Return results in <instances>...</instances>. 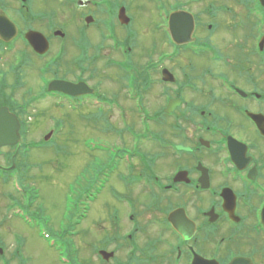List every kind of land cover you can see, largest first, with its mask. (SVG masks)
<instances>
[{"label":"flooded vegetation","instance_id":"obj_1","mask_svg":"<svg viewBox=\"0 0 264 264\" xmlns=\"http://www.w3.org/2000/svg\"><path fill=\"white\" fill-rule=\"evenodd\" d=\"M140 1L145 2L143 6ZM215 2L40 0L37 6L36 0H0V19L5 18L2 32L11 27L9 21L15 31L10 41L0 39V58L6 57L4 52L12 57L9 69L13 80L23 79L19 73L28 59L41 61L52 53L38 69L40 75L48 82L72 83L65 76L82 60L83 51L84 59L91 58L85 31L96 36L93 14L103 13L102 42L117 57L109 62L124 81L121 96L125 101L121 104L115 95L108 98L90 86V95L69 96L58 91L47 97L54 108L57 99L92 108L96 115L121 113L117 122L130 137V149L123 146L110 154L121 166L115 163V169L112 165L104 175L98 173L96 187L88 191L92 195L82 196L76 221H67L60 235L45 226L48 220L36 216L35 207L11 204L16 201L8 193L9 203L3 212L9 213L4 225L10 242H0V264H28L23 256L24 231L34 233L45 249L67 258V264L69 253L57 251L58 245L65 249L63 238L73 236L75 233L69 232L86 222L90 205L117 170L122 173L117 183L124 185L126 192L113 188L119 195L113 198L116 206L111 207L108 226L100 223L101 218L95 223L100 233L92 246L95 261H88L79 249L76 264H264V0ZM149 4L154 6L158 20L154 31L160 37L149 42L148 51L157 57H145L138 71L128 45L139 33L131 25L137 13H149L145 10ZM53 5L62 15L69 12L73 19L77 15L78 25H83L75 28L76 41L71 47L67 36L72 31L62 23L55 27L54 18L60 12H53ZM174 14L173 23L179 28L175 41L169 34ZM33 32L46 40L43 54L36 51L43 43ZM221 32L223 36L216 42ZM70 50L80 56L64 60ZM83 73L88 74L87 70ZM5 74L0 72L2 89ZM146 97L150 99L147 105ZM126 103L132 105L133 114H143L137 130L127 119ZM1 107L5 105L0 96ZM145 141L148 149L143 151L139 143ZM4 165L0 161V184L12 186L20 170L5 175L8 170ZM135 189L147 195L139 211L129 193ZM17 208L26 211L28 220L14 214ZM2 217L0 214L1 222ZM49 242H54L51 247ZM56 264H63L61 258H56Z\"/></svg>","mask_w":264,"mask_h":264},{"label":"rangeland","instance_id":"obj_2","mask_svg":"<svg viewBox=\"0 0 264 264\" xmlns=\"http://www.w3.org/2000/svg\"><path fill=\"white\" fill-rule=\"evenodd\" d=\"M38 1L40 0H36L37 6L39 5ZM214 1H216V5H220L221 3L225 4V0ZM144 3L145 2L142 1L139 2L140 6H143ZM7 7L9 8V6ZM153 7L152 4L146 6L145 10L149 12L148 14L141 15L142 13H137L135 15V23L131 25L133 30L139 33V36L137 35L138 37L132 42H129L130 45H128L131 47V52H133L132 59L137 65L138 71H141L142 65L145 62V57L151 60L157 57V53L153 54L148 51L151 49L149 42L158 41L160 37L159 34L154 31V25L158 20ZM52 9L55 13L56 11L60 12L57 13L54 18L57 21L55 27H60L62 23L63 26L66 27V30L72 31L69 36H67V41L71 47L72 42L76 41L75 38L77 34L74 33L75 28L79 27V25H83H78L77 19L75 18L77 15L74 16V19L71 17V14L69 15V12L62 15L57 5H53ZM86 12L88 11H85V14H87ZM99 12L100 14H93L97 19L96 23L98 25L96 36L90 35L87 29L85 31L86 36H88L86 41L89 51L88 55L92 54L91 58L95 57V60L91 58L84 59L86 54L83 51L82 60L73 67L72 73L65 77L74 85L84 83L88 87H93L96 92L99 91L108 98L115 95L114 99H117L122 104L125 101L121 96L124 81L120 79L121 74H119V71L109 62L112 58L117 57L113 55V53H110L109 47L102 42L104 30L101 26L104 17L102 15L103 13L101 11ZM93 29L95 30V27ZM98 30H100V32H98ZM118 32L120 34L123 31L118 30ZM119 34L117 37H119ZM222 36L223 32L217 36L216 42H220ZM123 38L126 37L123 36ZM16 44L19 45L18 43ZM95 44L97 45L95 46ZM161 50H163V48H161ZM53 52H55V49ZM4 54H6V57L0 58V72L3 74L6 73L3 81L5 85L4 89L0 90V92H4L3 94H5V96L14 93L13 99L10 98L8 101V106L11 112L18 116L22 124L24 123L25 127L21 129L19 133L20 149H16L18 146L2 148L3 151H1L2 155H0V161L9 163L14 162L17 168L20 167L21 173L23 172L22 168L30 166V164L39 167V170H29L27 174H25L26 176H22V179H24L23 186H28L26 191L31 194L29 196L32 198L37 195L35 190L39 192V200H37L34 205L38 210L36 211V213H38L37 216L48 220L49 223L46 221L47 224L45 226H47L49 230L51 229L54 234L60 235L63 233H61V229L64 228L63 226H65L67 221H76V216L78 215L76 212L68 211L67 207L74 209L75 203H77V201L80 202L82 196L85 195L86 192L96 187L97 183L95 185V182L100 178L98 175L99 172L103 175L106 173L108 167L112 165H114L115 169V163L118 162L117 159L112 158L110 154H114L117 150L121 151L123 146L130 149V137L128 132L119 127L117 122L121 113H116V111H114L105 115L104 113L96 115L92 108L87 106L79 108L77 103L71 106L70 101L63 100H59L62 103V107L70 105V110L67 107L64 109H55L52 105L53 103L50 102L51 100L48 102V100L40 98L42 92L39 78L44 76L40 75L38 69L44 62L49 60L52 53L47 56V59L41 61L28 59V63L24 62L25 65L23 69L20 70L23 75V81L20 79H12V75L10 74L12 71L9 69L11 68L12 57L7 56V52H4ZM75 54V51L70 50L64 60L71 61L75 57ZM141 54H143V58ZM76 56H80V54L77 53ZM139 56L141 60L137 59ZM64 60L62 62H64ZM66 63L67 62H65V64ZM84 70H87L88 74H84ZM88 75H92L93 78ZM21 81L25 82V84H20ZM14 86L15 89L12 91ZM27 93H29L30 96ZM31 97L33 98L32 100L30 99ZM29 100H31V105L27 109H24L23 102ZM148 100L150 99L146 97L144 101L145 105H147ZM125 105L129 107L127 119L129 122L136 125L134 128L137 130V123L141 121V115L132 113L131 104L126 103ZM21 107H23V109H21ZM51 130H53V134L49 139L51 144L46 147L41 146L39 141H42ZM29 143H36L38 146L30 149L28 148ZM146 143L147 141L140 142L139 145L144 147ZM116 147L117 150H115ZM147 149L148 147L145 146L143 151ZM120 164L122 163L119 162L118 167L121 166ZM117 171L118 173L109 176L108 184L98 196V200L94 205H90L86 222L84 221L81 223L80 227H75L74 230L69 232L75 233L73 236L68 235L69 237L65 236V238H63V240H66L68 245H70V253L74 259H78L77 254L79 249H81L82 251L84 250L83 255L87 257L86 259H88V261H95L92 246L97 242L96 239L100 238V233L95 229V223L101 218L100 223H102L104 227L108 226V222H110L108 216L111 207L116 206V202L113 198L119 195H115L113 188H118L123 194L126 192L123 187L124 185L121 186L117 183L119 182V176L122 174L121 170ZM23 174L24 173L21 175ZM13 192V186L0 184V214L3 216L2 222L0 221V238L2 239H0V242H3V240L7 243L10 242L8 238V228L4 225L7 213L3 212V208L7 205L5 196ZM129 193L134 197V201L137 202V211L141 210L147 201V195H141L138 189L130 190ZM109 203L110 205L107 206L106 204ZM117 208L119 209L118 206ZM100 209L103 211L100 212ZM145 215H147L146 211L141 218L144 219ZM79 231H82V233H79ZM101 232H106V229H102ZM29 233V231H24V237L26 239L25 254L27 256H23L27 259L28 264H56V258L58 260L57 254L45 249V247L33 237L34 233H30L31 235Z\"/></svg>","mask_w":264,"mask_h":264},{"label":"water","instance_id":"obj_3","mask_svg":"<svg viewBox=\"0 0 264 264\" xmlns=\"http://www.w3.org/2000/svg\"><path fill=\"white\" fill-rule=\"evenodd\" d=\"M174 23H173V20H172V23H171V25H173ZM0 28H1V25H0ZM177 29H179L178 28V26L176 25V24H174L173 26H172V29H171V34H173V37H174V33L177 31ZM1 30V29H0ZM2 33V32H1ZM0 33V34H1ZM13 32L9 35V37H11V36H13ZM38 40L40 39L41 41H42V38H40V36L39 35H37V34H33ZM8 37V38H9ZM8 38H5V40L7 41L8 40ZM39 40V41H40ZM174 40H175V37H174ZM57 88V89H59V90H61V91H63V92H65V93H70V94H78V93H80L81 92V90H79L78 89V86H71V85H69V84H55V83H53L52 85H51V88ZM9 122H8V120H7V117L6 116H4V115H2L1 113H0V139H2L1 137H3L4 138V140L2 139V140H0V147L1 146H5V145H11V144H13V143H15V139H17L16 137L15 138H12L11 140L10 139H8V138H10L9 136V134H11V135H16V131H17V125H15V127L13 126V128H12V132L10 131V129H9V124H8ZM12 136V137H13Z\"/></svg>","mask_w":264,"mask_h":264}]
</instances>
